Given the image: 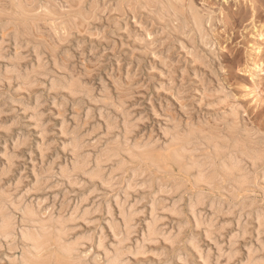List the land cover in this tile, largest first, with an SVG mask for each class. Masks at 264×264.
I'll list each match as a JSON object with an SVG mask.
<instances>
[{
    "label": "rangeland",
    "instance_id": "1",
    "mask_svg": "<svg viewBox=\"0 0 264 264\" xmlns=\"http://www.w3.org/2000/svg\"><path fill=\"white\" fill-rule=\"evenodd\" d=\"M17 1L18 0H0V47L2 46L0 48L2 49V51L0 50V53L3 52V54H0V56L3 57H0V195L1 192H3L0 197H3V195L7 196L8 193L9 196L4 198L14 204L19 205V207L21 205L19 210H17V214L16 212H12V214L14 213V217L17 219V223H15L14 226L16 230L15 233L17 234H14L20 236L18 232H20V228L22 230L24 227V224L19 221V219L22 220V214H20L19 211H21L22 207H26V205L31 207L33 206L32 209L36 215L38 214L37 216L39 219L41 218V220H43V218L45 220H49L51 218L50 215L53 216L51 218L53 220L55 217H57V215H59L58 217L64 216V219L67 216V219L70 217L74 208L80 207L78 212L79 214L76 218V220H78L76 222L74 220V223L72 222L74 226L72 224H68V228H71L68 240L70 239L72 241L76 237L79 238L83 237L84 235L92 236L90 242H87L85 245L83 242V247H81L82 245L79 246V248H81L77 253L80 255V257L82 255V257H86L88 262L93 263L95 260V263L97 264H106L104 262L107 261V259L105 258L106 255L103 253V251L111 252L113 250H111L113 244L116 245L114 239L116 240V237H119H113L114 234L111 232L109 226L110 221L114 220L115 222L117 221V223L119 222V224L121 222L119 210L117 211L118 207L115 205L114 200L118 199L117 197H119V201H122V195H124L125 192L124 190H127L128 188V186L125 187V185L134 183L135 186L132 185L133 192L128 190V192L130 191V199L128 200V204L126 206L128 208L130 204L133 205L139 201L140 204L137 202L139 205L136 204L135 210L139 213L142 209V212H140L141 214H138L142 216H136L137 218L135 217L134 219V234L130 236V241L126 244V249L132 248L131 250H133V247H135L134 243L136 245L138 243L137 240L140 241V239H142V234H144L146 230V224L150 220V217L148 218V216H150L148 213L150 212V207L148 204L150 205L153 198H157L158 200L162 199V201L165 199L166 203L163 201V204L166 205L167 210L170 208V204H172L171 201L174 202L173 199L176 198L177 200L181 198L179 207H182L179 209L182 211V214L179 215L181 218L177 219L178 215H175L176 217H174V215L169 212L172 215L171 217L169 216V213V215L167 212L165 214V212L163 213V210H161L162 212L160 213L162 214H160L158 212L160 210H158L157 214L160 215L159 220H161L160 218L164 217L162 218L161 222H158V228H160L158 231H160L162 228L163 229L161 231H166L161 233L162 236H158L163 240H159V238H157L155 240L156 242L154 241L150 244L147 243L145 248L146 251L143 254L144 256L141 255L142 257L133 255L136 257L134 258L133 256H129L128 260H130V264H166V261L167 264H204V261H206L205 255H207L206 253L208 251H210L211 255L209 259L211 261H209L208 264H247V252H249L247 249L249 248H253L255 251L258 250L257 253L259 254L258 255L255 253L256 255H253L254 261L249 264H264V247L261 248V250L263 249L262 251L258 248V246L261 244L264 246V227L261 228L262 225L264 226V223L260 225L261 221L258 219L261 218V215L262 218L264 216V204L262 203L264 202V193H262L264 192V159L262 161L263 163L260 162L256 167H252V165L249 167V161L245 163L246 165L244 166L246 167H244V169L247 172L250 171V173H252H249L250 176H253L254 174L255 181L253 180V177H251L249 183L250 185H247L246 188L242 190L243 192L239 191L236 193L237 198L231 199L228 197L231 194V192L229 193V190L232 187L231 182L227 181V184V182L221 181L218 185V187L220 186L219 188L211 187L210 189V186H204L203 189H200L199 187L197 188L193 183L195 179L194 173L192 172L191 176V172L190 174H187V172L178 164L173 163V161L171 163V160L168 159L169 149L165 148V143H170L169 140H171V136L175 134V132L182 135L186 134L187 130L189 131L191 127L192 129L195 127L196 129L194 130H202V134H206L204 136L207 137L210 135L209 138L213 137V139H211L213 141V143H211L212 145L215 144L214 140L217 136L219 140H215L216 142L223 140L228 144L235 142V140L232 139L237 138L236 141H241L243 144L245 143L246 145H243L239 142L241 145L246 146L248 150L250 149L254 151L255 149V151H257L258 149L257 152H261L262 150V153H264V74H261L259 71V69L264 71V0H189V2L188 0H182L177 3L178 6L176 5L174 10L169 11V15L164 13L160 14V9L158 7L159 5L157 6L156 3L152 4L150 0ZM138 1L140 3H138ZM16 2L18 5L21 3V7L17 6ZM39 3L42 6H40ZM188 3L189 5H187ZM36 4L38 6L35 7ZM142 4L144 5V8L146 7L145 4L152 6H147V9H144ZM191 6L194 7L191 9ZM189 10L190 12L191 10H194V13H190ZM157 11H159V13ZM210 11L211 14L209 13ZM192 13L194 14V17ZM206 13L209 14L206 15ZM158 14L160 15L158 16ZM200 14L204 16L199 18L202 16H200ZM165 17L167 21L165 20ZM168 18H170V20H168ZM162 19L164 21H162ZM206 19L208 21H206ZM159 20H161V22ZM194 20H198L199 24L201 23L200 21H202V24L199 25L200 28L196 27ZM168 21L169 23H167ZM188 24H193L195 27ZM161 26H164L163 28H167V30H164ZM172 26L174 29L177 28L178 30L175 29L173 32ZM201 26L203 28H201ZM193 28L194 30H192ZM209 28L212 29L210 30ZM199 29H201V31ZM180 30L183 32L181 31V33ZM165 31L172 33L168 34V32L166 33ZM192 32H194L195 35L192 34ZM180 34L182 36H179ZM202 34L207 35L204 36ZM184 36L185 38H183ZM199 36H201V38H199ZM188 38L194 41L193 42L190 40L193 44L190 41H187L189 40ZM20 40L22 43H20ZM201 42L203 45L200 44ZM205 43L207 44V48L205 47ZM190 48L192 53H195L192 54ZM255 49H259V52L255 51ZM5 51L6 54L4 55ZM36 55L38 59L35 57ZM35 60L40 61L36 62ZM12 65L21 68H18L19 70L17 69L16 71ZM32 66L34 67L32 68ZM11 71L12 73H15L12 74ZM42 74L45 75L42 76ZM37 75L40 78H43L40 79L37 77ZM69 76H71V79ZM32 78L36 79L34 80ZM31 79L32 81H30ZM59 80L66 81L67 83H69L71 80H77L78 82L76 81V85L80 88V90H82L78 91L77 94L81 93V95L78 94L71 96L69 93H67L68 90H66V87L54 89L50 85V83L53 84ZM29 81L30 83L28 84L27 82ZM31 83L32 85L30 86ZM82 93L85 98L82 96ZM90 95H92V98H90ZM80 99L83 102L80 101ZM37 104L40 106L39 108L36 107ZM235 106L238 109L235 110ZM116 111H118L117 114H115ZM122 116L123 119L126 118V121L120 118ZM35 117H40L41 119L39 118L35 120ZM128 118L129 120H127ZM104 121L107 123V126L111 123H118V125H114V127H112L113 129L111 128L109 131V128H107L106 124H104ZM125 122H127V124ZM63 124L64 126H62ZM176 124H178L179 127L176 126ZM125 125H128L131 127V129H133H130L129 131L131 132H128L129 134L127 135H125L126 132H124L125 130L123 127ZM185 125L187 126L185 127ZM173 126L176 127L175 131L172 130L174 129ZM118 127L119 130H117ZM170 129L172 130V133L171 131H168ZM107 130L109 132L106 133ZM115 130L120 132L118 133ZM43 131H46V134ZM113 131H115V133ZM41 132H43L44 135H42ZM163 132L165 134L168 133L166 135L168 139L166 137L164 138L165 134ZM208 132L210 134H208ZM110 133L113 135L111 136ZM120 134L122 135L119 136ZM105 135L109 136L105 137ZM115 136L118 137H116V141L114 140L116 139ZM74 137H79V139L81 137L84 138H82V140L80 139L81 147L75 152L70 146V140ZM228 137H230V140ZM24 139L25 141L27 139L28 140L25 142ZM122 139H125V141ZM128 139L130 147L137 143H139L141 146L145 143L144 145L152 147V152L154 151L153 154L155 153L154 155L161 159L160 162L156 163L159 167H157L155 162L145 164L139 161H133L131 162L132 164H126V166L129 168L128 170L125 166L123 173L115 172L116 175L115 173L111 175V171L116 167L115 160L110 162L111 164L106 162L104 163L105 165H102V171H104L102 177L105 179V175H110V177H106L105 180L107 181L113 179V181H107V183L110 184L113 182L114 185H107L106 181L102 178L94 180L88 179L89 176L87 171L90 173L89 171L94 169V162L96 157L101 153L100 150L103 151L108 146H113L116 143H119L123 146V143ZM23 142L24 144L22 145ZM20 143L22 146L19 145ZM25 143H27V145H25ZM128 143L126 142L125 144ZM17 144L18 147L16 149ZM152 145L156 147V149ZM212 145L208 147L203 145L200 147H203L206 152L209 150L207 154H205L206 152L203 149L201 152V149L199 148L198 151L200 153L196 151L197 153H194V155L192 153L191 157L194 158L197 155L195 159L201 157L199 159L202 160L205 156L209 155V153L211 154ZM39 146L42 150V154H39V151L37 150L39 149ZM158 146L163 150L161 148L159 150ZM48 147H50V149ZM46 149L47 151L45 152ZM83 151L85 152L83 153ZM87 153L88 155L90 154L89 164L92 167L88 165L84 173H78L77 176L71 172L73 177L72 175L70 176V169H72L71 165L74 163L75 156H77V154L85 156ZM40 156H43L44 158ZM10 159L12 161H10ZM162 160H165L166 162L164 161V163ZM7 162H9L8 165ZM150 164L152 166L154 165V168L151 167ZM50 165L51 168L48 170ZM110 165L114 167V169L111 168ZM9 166L12 168H9ZM58 166L61 169L64 168V166L69 169V176L71 179V183H69V185L66 179L61 176ZM137 166L138 168L140 166L142 170H138L139 172H137L139 174L137 178H134L135 176H133V173L134 169L135 171L137 170ZM7 168L11 169V172H9V169ZM3 169L4 171L2 172ZM6 169L8 170L7 172L5 171ZM131 170H133V172ZM47 172L51 175L53 173L52 177H50L51 175L47 174ZM147 172H150V176ZM5 174L8 175L5 176ZM256 174L258 175L256 176ZM147 175L149 178H147ZM82 176L84 177L81 178ZM117 176L120 179H118ZM142 176L149 179V181ZM36 177H38V179ZM39 177L44 182L48 181L47 184L43 186V184L46 182H42ZM138 177H142L141 179H144V181ZM122 178L125 181H122ZM170 178L172 180H170ZM73 179H75V184L73 183ZM147 181L152 187L151 190L150 188L147 189L150 186ZM154 182H156L155 184H157V186L153 184ZM166 182L168 183L169 187L166 185ZM37 183L40 188L38 187ZM88 183H90V185ZM98 183L102 186H104L105 183L106 187L104 188L101 185L99 186ZM172 183L174 185H177L178 183H186L185 187H182L183 189L181 188L182 191L179 190L182 196L179 195V191L178 194H171L178 185L181 186V184H178L173 188L172 186L174 185ZM119 184H122V187L121 185L119 186ZM162 184H164V187H161ZM184 184L182 186H184ZM80 186H84L81 187L82 191L80 190ZM112 186H114L113 188L116 190L113 189ZM253 186H256V188H253ZM101 187L104 189L102 190ZM109 188H111L114 193L109 191L111 190ZM161 188H164V190L171 194L168 195L170 197L173 195V197L170 198L165 191L164 194L166 193V198H164L162 195L163 192L158 191L159 189L162 190ZM93 189L96 192H93ZM187 189L188 192H185ZM248 189L249 191H247ZM118 190L119 192H117ZM209 190H211V192ZM134 191H136V193ZM176 191L177 190H175V192ZM199 191H203L205 195H209L206 196L207 200H205V206H202L204 208L198 207V209H196V211L200 210L198 212H201L202 214L201 219L203 224L199 225L200 227H197V224L193 222L194 220L190 214V211H188L189 206L186 205H189V202L191 199H193L192 196H195L193 193H199ZM81 192H83L84 195ZM158 192H160L161 195L159 194L158 196V194H156ZM144 193H146L147 196ZM219 193L222 194V196L224 195L226 198L224 196L222 197ZM225 194H227V196ZM185 195L187 197H185ZM189 195L190 197L188 198ZM167 196L170 199H168ZM82 197H87V202L78 204L80 203V198ZM104 197L107 198V201ZM140 197L142 198L141 200L139 199ZM218 197H220V200H218ZM147 198H149V200H146ZM14 201L18 202L19 204L15 203ZM133 201L135 202L133 203ZM209 201L210 203H208ZM223 201L225 202L223 203ZM113 202L114 205H110L113 204ZM242 202H244L246 205L244 206ZM76 203L79 206H77ZM108 203L111 208L113 206L111 210V214L113 216L110 214L112 217L107 214V211H105V209H107ZM215 203L218 204L220 208ZM209 204H212L211 207L213 206V208H210ZM220 204L223 205V207ZM105 205H107L106 208ZM167 205H169V207ZM227 206L230 207L227 208ZM231 206L234 207V210ZM245 208L249 212H247ZM11 209L12 208H10V210ZM86 209H90V217L88 216L84 218L85 221L83 218V221H81V219L79 220L81 216L80 213L82 214ZM228 209H232L234 214H232L233 212L230 213ZM256 210L258 212H256ZM244 211L247 214L244 215ZM251 211L253 213L256 212V214H252ZM249 213H251L254 217H250L251 214ZM257 213L261 215L259 216ZM228 214L230 215L228 216ZM247 215L249 216L248 219ZM256 215L259 217L255 218L257 217ZM239 216H242L243 218L241 217V219ZM109 217H111V219H109ZM184 217L186 218V221ZM256 219H258L259 223ZM18 221L22 224L21 226H19L20 224ZM177 221L179 223H177ZM185 222L188 225H184L186 224ZM247 222L248 224H246ZM245 224L248 227H245ZM256 224H259V226H256ZM207 225H210L211 227H208L211 229L206 227ZM179 226L184 227L182 230L185 232L182 231L180 240L176 242L177 244L174 243L175 245L173 244L171 246L172 243H170L168 240H164V238L168 236L170 231L172 238L175 237L177 235ZM73 227H75V229H73ZM242 227L244 230L248 228L245 230L248 231V233L246 232L247 235H245L246 233L242 234V231H240L243 229ZM257 228L259 229L257 230ZM260 228L263 230L260 231ZM215 229L216 231L219 229L221 230L218 231V234L220 235L216 233ZM196 230L198 231L196 232L198 234L195 233ZM208 230H211V232L215 231V234H212L214 237L205 236L207 234L205 232H208ZM257 231L260 232H258V235ZM14 234L13 237L8 238L6 242L5 240L0 241L2 246V249H0V264H12L16 259L17 263L15 261L13 264H20L21 262L23 264V261L19 260L21 259L20 254H22L23 251L20 249L23 248L20 244L21 240ZM233 234L234 236L236 234L238 238L235 236L234 240L232 237ZM241 234L245 237H242ZM188 236L191 237L188 238ZM193 238L198 240L197 245L203 257H200L199 254H194L196 250L193 248V246H190V243L188 244L187 241L191 242V239ZM101 239H105L103 242L105 246L98 249V242H100L99 240ZM12 241V244L15 243L16 245L14 244L13 246L11 243H9ZM232 241L235 243V245ZM6 243L9 244L5 245ZM128 244H131V247ZM231 244H233L232 247ZM11 246H13L12 248L14 250H10ZM14 247H17L16 251ZM50 248L51 250L53 249V252L50 250ZM50 248L48 247L50 253L48 250H45L44 254L42 253L44 259H47L46 262L51 261L50 263L53 264L55 260V262L60 260L55 264H69L66 258H63L64 256L61 253L59 254V252H55L57 250L55 246L52 245ZM177 248H179V250ZM190 248L192 251H195L192 252ZM220 248L222 249L221 253H224L221 256L217 251ZM234 249L240 255V258H238L239 256L237 255L238 257L235 256L236 258L234 257V260L232 259V261L229 260L230 262H227L226 259L227 255L230 253L229 251ZM47 252L48 258L45 256ZM51 254L52 257H50ZM53 255L55 257L56 255H59L60 257L57 256L56 259ZM170 255L173 256L171 257ZM246 255L247 258H245ZM13 256L15 257V260L13 259ZM12 259L14 261H12Z\"/></svg>",
    "mask_w": 264,
    "mask_h": 264
},
{
    "label": "bare ground",
    "instance_id": "2",
    "mask_svg": "<svg viewBox=\"0 0 264 264\" xmlns=\"http://www.w3.org/2000/svg\"><path fill=\"white\" fill-rule=\"evenodd\" d=\"M11 1H13V0H11ZM18 1H20L21 2V0H18ZM17 1V2H18ZM25 1V0H24ZM132 1V0H131ZM142 1H144V0H142ZM146 1V0H145ZM149 1V0H148ZM151 1V3L152 4H154V3H156L157 4V6L159 7V9H160V14H168L169 15V11H172V10H174L175 9V7H176V5H177V3L179 2V1H182V0H150ZM187 1V0H186ZM16 2V3H17ZM136 2V1H135ZM188 2H189V0H188ZM193 2V1H192ZM15 3V4H16ZM138 3H140L139 1H138ZM150 3V4H151ZM21 4V3H20ZM18 5V3L16 4L17 6H20L21 7V5ZM42 4V3H41ZM136 4V3H135ZM183 4V3H182ZM24 5V4H23ZM39 5H40V3H39ZM137 5V4H136ZM143 5V4H142ZM185 5H186V3H185ZM187 5H189V3L187 4ZM194 5V4H193ZM16 6V7H17ZM36 6H38L37 4L35 5V7ZM40 6H42V5H40ZM39 6V7H40ZM139 6V5H138ZM145 6L147 7H149L150 5H146L145 4ZM152 6V5H151ZM150 6V7H151ZM154 6V5H153ZM156 6V5H155ZM178 6V5H177ZM180 6H182V5H180ZM179 6V7H180ZM197 6V5H196ZM136 7V6H135ZM143 8H144V5L142 6ZM145 7V8H146ZM192 7H194V6H191V9H192ZM141 8V7H140ZM144 8V9H145ZM153 8V7H152ZM198 8H200V7H198ZM135 9V8H134ZM147 9V8H146ZM154 9H155V7H154ZM185 9H186V7H185ZM152 10V9H151ZM156 10V9H155ZM199 10H201V9H199ZM204 10V9H203ZM205 10H207V9H205ZM208 10H211V9H208ZM133 11V10H132ZM137 11V10H136ZM184 11V10H183ZM187 11V10H186ZM194 11V10H193ZM192 10H191V12H193ZM151 12V11H150ZM158 13H159V11H157ZM177 12V11H176ZM189 12H190V10H189ZM190 12V13H191ZM200 12V11H199ZM205 12V11H204ZM152 13H153V11H152ZM152 13H151V15H152ZM174 13V12H173ZM183 13V12H182ZM186 13V12H185ZM194 13V12H193ZM192 13V14H193ZM210 14H211V11L209 12ZM209 13H206V15L207 14H209ZM150 14V13H149ZM155 14V13H154ZM160 14H158V16L160 15ZM177 14V13H176ZM187 14V13H186ZM191 14V15H192ZM203 14V13H202ZM202 14H200V16L202 15ZM205 14V13H204ZM156 15V14H155ZM188 16V15H187ZM204 15H202L201 17H199V18H202ZM164 17V16H163ZM193 17H194V14H193ZM198 17V16H197ZM206 17V16H205ZM212 17V16H211ZM159 18V17H158ZM161 18H162V16H161ZM173 18V17H172ZM183 18V17H182ZM187 18V17H186ZM190 18V17H189ZM198 18V19H199ZM207 18V17H206ZM212 19V18H211ZM165 20L167 21V19H166V17H165ZM168 20H170V18H168ZM203 20V19H202ZM160 22H161V20H159ZM162 21H164L163 19H162ZM166 21H165V23H166ZM189 21H190V19H189ZM206 21H208L207 19H206ZM214 21V20H213ZM213 21H212V23H213ZM176 22V21H175ZM178 22H180V21H178ZM182 22V21H181ZM184 22V21H183ZM193 22V21H192ZM194 22H195V25H196V27H199V25H201L202 24V21H200L201 23L199 24V22H198V20H194ZM167 23H169V21L167 22ZM174 23V22H173ZM187 23V22H186ZM159 24H161V23H159ZM175 24V23H174ZM176 24H177V22H176ZM175 24V25H176ZM183 24V23H182ZM206 24V23H205ZM172 25V24H171ZM178 25V24H177ZM188 25H190V26H192L191 24H188ZM187 25V26H188ZM164 26H167V25H164ZM163 26V27H164ZM182 26V25H181ZM184 26H185V24H184ZM203 26V25H202ZM201 26V28H203ZM207 26V25H206ZM162 27V26H161ZM160 27V28H161ZM162 27V28H163ZM175 27H177V26H175ZM179 27H180V25H179ZM189 27V26H188ZM193 27H195L194 25H193ZM210 27V26H209ZM161 28V29H162ZM200 28V27H199ZM205 28V27H204ZM164 29V28H163ZM175 29H177V28H175ZM174 28H173V26H172V30H173V32H174V30H175ZM182 29V28H181ZM197 29V28H196ZM210 30L212 29V28H209ZM164 30H167V28L166 29H164ZM178 30V29H177ZM187 30V29H186ZM190 30H191V27H190ZM192 30H194V28L192 29ZM200 31H201V29H199ZM168 31H169V29H168ZM168 31H165L166 33L168 32ZM182 30H180V32H181ZM188 31H189V29H188ZM200 31H199V33H200ZM205 31V30H204ZM163 32V31H162ZM171 32V31H170ZM183 32V31H182ZM181 32V33H182ZM186 32V31H185ZM202 32H203V30H202ZM210 32V31H209ZM172 33V32H171ZM171 33H169L168 32V34H171ZM178 33V32H177ZM198 33V32H197ZM208 33V32H207ZM16 34V33H15ZM175 34V33H174ZM185 34V33H184ZM192 34H194V32H192ZM209 34V33H208ZM173 35V34H172ZM189 35H190V32H189ZM195 35V34H194ZM202 35H204V34H202ZM207 35V34H206ZM206 35H204V36H206ZM15 36V35H14ZM20 36V35H19ZM18 36V37H19ZM175 36V35H174ZM173 36V37H174ZM179 36H182L181 34L179 35ZM186 36V35H185ZM185 36L183 37V38H185ZM187 36H188V34H187ZM197 36H198V34H197ZM172 37V38H173ZM17 38V37H16ZM178 38V37H177ZM196 38V37H195ZM199 38H201V36H199ZM182 39V38H181ZM189 40H187V41H190V40H192L193 39V36H192V39H190V38H188ZM203 39V38H202ZM207 39V38H206ZM22 40V39H21ZM21 40H20V43H22L21 42ZM180 40V39H179ZM178 40V41H179ZM200 40V39H199ZM193 41V40H192ZM192 41H190L191 43H192ZM206 41H208V40H206ZM3 42V41H2ZM18 42V41H17ZM194 42V41H193ZM200 42V41H199ZM199 42H198V44H199ZM24 43V42H23ZM184 43V42H183ZM189 43V42H188ZM2 44V43H1ZM185 44V43H184ZM193 44V43H192ZM200 44H202V42L200 43ZM183 45V44H182ZM203 45V44H202ZM201 45V46H202ZM206 43H205V47H206ZM199 46V45H198ZM2 47V46H1ZM0 47V48H1ZM27 47H28V45H27ZM26 47V48H27ZM184 47V46H183ZM192 47H193V45H192ZM196 48V47H195ZM207 48V47H206ZM263 48V47H262ZM39 49V48H38ZM198 49V48H197ZM203 49V48H202ZM1 51H2V49H0ZM36 50V49H35ZM190 50H191V48H190ZM194 50V49H193ZM213 50V49H212ZM39 51V50H38ZM211 51V50H210ZM214 51V50H213ZM255 51H257V52H259V49H255ZM197 52V51H196ZM2 54H3V52H1ZM0 53V54H1ZM189 53V52H188ZM191 53H192V50H191ZM190 53V54H191ZM193 53H195V52H193ZM192 53V54H193ZM6 54V51L4 52V55ZM37 54V53H36ZM41 54V53H40ZM191 54V55H192ZM197 54V53H196ZM19 56V55H18ZM0 57H2V56H0ZM36 58H37V55L35 56ZM3 58V57H2ZM17 58V57H16ZM40 58V57H39ZM21 59V58H20ZM38 59V58H37ZM11 60V59H10ZM36 61V60H35ZM40 60H38V61H36V62H39ZM8 63V62H7ZM12 64V63H11ZM10 64V65H11ZM14 64V63H13ZM23 64V63H22ZM56 64V63H55ZM252 65V64H251ZM8 66V65H7ZM13 66V65H12ZM22 66V65H21ZM34 66H32V68H33ZM38 67V66H37ZM42 67V66H41ZM13 68H15L16 69V71H17V69L19 68V67H17V66H13ZM21 68V67H20ZM19 68V69H20ZM25 68V67H24ZM8 69V68H7ZM18 69V70H19ZM31 70V69H30ZM38 70V69H37ZM40 70V69H39ZM41 70H42V68H41ZM23 71V70H22ZM44 71H45V69H44ZM259 71H260V73L261 74H264V71L262 70V69H259ZM8 72V71H7ZM10 72V71H9ZM19 72H21V71H19ZM29 72V71H28ZM35 72V71H34ZM11 73H12V71H11ZM13 73H15V72H13ZM12 73V74H13ZM33 73V72H32ZM43 73V72H42ZM19 74H22V73H19ZM24 74H25V72H24ZM31 74V73H30ZM29 74V75H30ZM46 74V73H45ZM44 74V75H45ZM43 74H42V76H44ZM10 76V75H9ZM35 76V75H34ZM33 76V77H34ZM51 76V75H50ZM64 76V75H63ZM12 77V76H11ZM19 77V76H18ZM37 77H39L38 75H37ZM46 77V76H45ZM44 77V78H45ZM58 77V76H57ZM56 77V78H57ZM2 78V77H1ZM14 78V77H13ZM40 78V77H39ZM43 78V77H42ZM42 78H40V79H42ZM58 78H60V77H58ZM62 78V77H61ZM65 78V77H64ZM64 78H63V80H64ZM69 78L71 79V76H69ZM73 78V77H72ZM9 79V78H8ZM12 79V78H11ZM19 79V78H18ZM21 79H22V77H21ZM32 79H34V78H32ZM32 79L30 80V81H32ZM36 79V78H35ZM34 79V80H35ZM68 79V78H67ZM75 79V78H74ZM17 80V79H16ZM20 80V79H19ZM29 80V79H28ZM27 80V81H28ZM57 80V79H56ZM11 81H13V80H11ZM30 81L29 82H27L28 84L30 83ZM55 81V80H54ZM70 81V80H69ZM77 81V80H76ZM76 81L75 80H71L69 83H67L66 81H61V80H59L58 82H54L53 84H51L50 83V85L54 88V89H56V88H61V87H66L67 89L66 90H68L67 91V93H69L71 96H73V95H78V94H80L81 95V93H78L77 94V92L78 91H82V90H80V88L76 85ZM80 81V80H79ZM36 82V81H35ZM50 82H51V80H50ZM78 82V81H77ZM20 83V82H19ZM26 83V84H27ZM34 83V82H33ZM11 84V83H10ZM22 84V83H21ZM32 85V83L30 84V86ZM20 86V85H19ZM28 86V85H27ZM26 86V87H27ZM29 87V86H28ZM81 87H84V86H81ZM23 88V87H22ZM62 89H64V88H62ZM49 90H51V89H49ZM58 90V89H57ZM61 90V89H60ZM88 90V89H87ZM91 90V89H90ZM64 92H65V90H64ZM86 92V91H85ZM84 92V93H85ZM55 93V92H54ZM61 93V92H60ZM9 94V93H8ZM91 94V93H90ZM79 95V96H80ZM85 95V94H84ZM58 96V95H57ZM64 96H66V95H64ZM63 96V97H64ZM70 96V97H71ZM82 96H83V93H82ZM91 97L90 98H92V95H90ZM7 97H10V96H7ZM69 97V96H68ZM75 97H77V96H75ZM84 97V96H83ZM86 97H88V96H86ZM79 98V97H78ZM85 98V97H84ZM11 99V98H10ZM21 99V98H20ZM230 99V98H229ZM8 101L10 102V100L8 99ZM11 101H12V99H11ZM80 101H82L81 99H80ZM86 101V100H85ZM84 101V102H85ZM88 101V100H87ZM93 101V100H92ZM83 102V101H82ZM37 103V102H36ZM36 105V104H35ZM35 107V106H34ZM36 107H40L38 104H37V106ZM36 107H35V109H36ZM102 107V106H101ZM108 107V106H107ZM114 107V106H113ZM113 107H111V108H113ZM105 108V107H104ZM233 109V108H232ZM236 109H238V108H236V106H235V110ZM115 111V110H114ZM232 111H234V110H232ZM34 112V111H33ZM37 112V111H36ZM117 112L118 111H116V113L115 114H117ZM121 112V111H120ZM32 114V113H31ZM37 114V113H36ZM88 114H89V112H88ZM40 115V114H39ZM42 115V114H41ZM113 115V114H112ZM33 116V115H32ZM101 116V115H100ZM114 116V115H113ZM125 116V115H124ZM128 116V115H127ZM43 117V116H42ZM101 117H103V116H101ZM108 117V116H107ZM110 117V116H109ZM129 117V116H128ZM36 119L35 120H37V119H39V118H37V117H35ZM105 118V117H104ZM120 118H122V120H124V121H126L125 119H123V116L122 117H120ZM119 118V119H120ZM34 119V118H33ZM41 119V118H40ZM106 119H108V118H106ZM115 119H118V118H115ZM127 120H129V118L127 119ZM34 121V120H33ZM118 121V120H117ZM121 121V120H120ZM38 122H39V120H38ZM37 122V123H38ZM112 122V121H111ZM123 122V121H122ZM122 122H120V123H122ZM36 123V122H35ZM110 123V122H109ZM126 124H127V122H125ZM129 123V122H128ZM65 124V123H64ZM64 124L62 125V126H64ZM104 124H106V126H107V123H105V121H104ZM117 125H118V123H116ZM115 123H111V124H109L108 126H107V128H109L108 130L110 131L111 130V128L112 127H114V125H116ZM173 124V123H172ZM42 125V124H41ZM129 125V124H128ZM128 125H125V126H123L124 127V132H126L125 133V135H127V134H129L131 131H129L130 129H131V127L130 126H128ZM131 125V124H130ZM173 125H175V124H173ZM180 125V124H179ZM190 125V124H189ZM188 125V126H189ZM192 125V124H191ZM122 126V125H121ZM176 126H178V124H176ZM181 126V125H180ZM187 125H185V127H186ZM193 126V125H192ZM41 127H43V126H41ZM66 127V126H65ZM172 127V126H171ZM174 127V126H173ZM179 127V126H178ZM106 128V127H105ZM175 128L176 127H174V129H172V130H174L175 131ZM36 129H37V127H36ZM41 129H44V128H41ZM66 129V128H65ZM113 129V128H112ZM115 129H116V127H115ZM122 129V128H121ZM166 129H168V128H166ZM168 130V131H171V133H172V130ZM177 129H179V128H177ZM176 129V130H177ZM186 129V128H185ZM189 129V128H188ZM194 129H196L195 127H194ZM194 129H192V127H191V129L188 131L187 130V132H186V130H185V132H186V134H182V135H180V134H178L177 132H175V134H173L172 136H171V140H169L170 141V143L168 142V144H166L165 143V148L166 149H169V158L168 159H170L171 160V163H172V161H173V163H176V164H178L180 167H182V169H184L186 172H187V174L189 173L190 174V172H191V176H192V172L194 173V175H195V179H194V185L198 188H200V189H203L204 188V186H210L209 188L211 189V187H218V185H219V182H221V181H225V182H231V184H232V187H231V189L229 190V193L231 192V194L228 196L229 198H231V199H235V198H237V195H236V193H238L239 191H242V190H244L245 188H246V186L247 185H250L249 183H250V178L251 177H253V180L255 179L254 178V174H253V176H250V174H252V173H250V171L249 172H247L245 169H244V167H246V166H244V165H246L245 163L247 162V161H249L250 163H249V167L252 165V167H256L260 162H262L263 161V159H264V153H262V150H261V152H257L258 151V149H257V151H255V149H254V151L253 150H248V148L246 147V146H243V145H246L245 143L243 144V142H241V141H239L241 144H243V145H241L239 142H237L236 141V139H232V140H235V142H231V141H229V142H231V144H228V143H226V141H223V140H220V141H215V140H217L218 138V136L216 137V139L214 140V142H215V144H211V143H213V141L211 140V139H213V137L212 138H209V136H204V135H206V134H202V130H194ZM202 129V128H201ZM40 130V129H39ZM46 130V129H45ZM63 130V129H62ZM61 130V131H62ZM106 131V133L107 132H109V131ZM117 130H119V127H118V129ZM117 130H115L116 132H120V131H117ZM131 130H133V129H131ZM181 130V129H180ZM41 131V130H40ZM67 131V130H66ZM115 131H113L114 133H115ZM179 131V130H178ZM202 131V132H201ZM205 131V130H204ZM44 133L46 132V131H43ZM43 132H41L42 133V135H44L43 134ZM123 132V133H124ZM129 132V133H128ZM165 132V131H164ZM163 132V133H164ZM180 132H183V131H180ZM62 133V132H61ZM63 133H66V132H63ZM112 133V132H111ZM111 133H110V135H111ZM122 133V132H121ZM167 133V132H166ZM170 133V132H169ZM170 133V134H171ZM46 134V133H45ZM165 134V133H164ZM163 134V135H164ZM168 134V133H167ZM167 134H165V136H164V138L166 137V135ZM208 134H210L209 132H208ZM207 134V135H208ZM72 135V134H71ZM75 135V134H74ZM77 135H79V134H77ZM76 135V136H77ZM113 135V134H112ZM111 135V136H112ZM122 134H120L119 136H121ZM131 135V134H130ZM130 135H128V136H130ZM211 135H214V134H211ZM47 136V135H46ZM108 137L109 135H105V137ZM124 136V135H123ZM42 137V136H41ZM40 137V138H41ZM43 137H45V136H43ZM72 137V136H71ZM117 136H115V138H116ZM127 137V136H126ZM232 137V136H231ZM46 138V137H45ZM44 138V139H45ZM82 138L83 137H81L80 139L82 140ZM118 138V137H117ZM117 138L116 139H114L115 141L117 140ZM122 138H125V137H122ZM131 138V137H130ZM167 138V137H166ZM230 137H228V139H229ZM235 138V137H234ZM79 139V137L78 138H76V137H74V138H72L70 141V146L72 147V149L74 150V152L75 151H78V149L81 147V140ZM84 139V138H83ZM168 139V138H167ZM221 139V138H220ZM222 139H224V138H222ZM18 140V139H17ZM28 140V139H27ZM26 140V141H27ZM42 140H43V138H42ZM119 140V139H118ZM123 140V139H122ZM121 140V141H122ZM219 140V139H218ZM225 140V139H224ZM230 140V139H229ZM19 141H21V140H19ZM24 141H25V139H24ZM25 141V142H26ZM41 141V140H40ZM120 141V140H119ZM118 141V142H119ZM123 141H125V139L123 140ZM128 141H129V139L126 141L127 143H128ZM18 142V141H17ZM44 142H45V140H44ZM84 142V141H83ZM126 142H124L123 143V146L121 145V144H119V143H116V144H114L113 146H108L105 150H100L101 151V153L96 157V155H95V157H96V159H95V162H94V169L92 170V171H89L90 173H88V171H87V174H88V176H89V178L88 179H90V180H94V179H100V178H102L103 180H105L106 179V177L108 178V177H110V175L109 176H107V175H105L104 177H105V179L102 177L103 176V172L104 171H102V165H105L104 163H110V162H113V161H115V163H116V167H115V169H114V167H112L111 165V168H113L114 170H112L111 171V175H113V173H115V172H117V173H119V172H121V173H123L124 172V170H125V166H126V164L127 163H131V162H133V161H139V162H141V163H153V162H155V164L156 163H158V162H160L161 161V159L159 158V157H156L154 154H153V152H152V147H149L148 145H139V143H137V144H135V145H132L131 147L129 146V143L128 144H125ZM147 142V141H146ZM152 142V141H151ZM112 143V142H111ZM134 143H136V142H134ZM143 143V142H142ZM157 143V142H156ZM246 143H248V142H246ZM24 144V142L22 143V145ZM43 144H45V143H43ZM43 144H40V145H43ZM125 144V145H124ZM133 144V143H132ZM16 145V144H15ZM19 145H21V143L19 144ZM21 145V146H22ZM25 145H27V143H25ZM69 145V144H68ZM67 145V146H68ZM131 145V144H130ZM159 145V144H158ZM206 146V147H208V146H211L212 145V152H211V154L209 153V155H207V156H205L202 160L201 159H199V158H201V157H199L198 159L196 158L195 159V157L197 156H195L194 158L193 157H191V154L193 153V155H194V153L196 154L197 152L196 151H198L199 150V148L201 147V146ZM47 146H49V145H47ZM153 146V145H152ZM161 146H163V145H161ZM17 147H18V144H17V146H16V149H17ZM70 147V148H71ZM111 147V148H110ZM154 147V146H153ZM247 149H246V148ZM15 148V147H14ZM41 148H43V147H41ZM47 148V147H46ZM49 149H50V147H48ZM67 148V147H66ZM86 148V147H85ZM155 149H156V147H154ZM158 148H159V146H158ZM161 148V147H160ZM160 148H159V150H160ZM250 148H251V146H250ZM254 148V147H253ZM39 149H40V146H39ZM37 149L38 151H39V154L41 153L42 154V150L40 149ZM69 149V148H68ZM82 149V148H81ZM80 149V150H81ZM103 149V148H102ZM162 149V148H161ZM201 149V152H202V149H203V147L202 148H200ZM208 149H210V148H208ZM71 150V149H70ZM79 150V151H80ZM93 150V149H92ZM96 150V149H95ZM163 150V149H162ZM204 151H205V149H203ZM47 151V149L45 150V152ZM158 151V150H157ZM209 150H207V152H208ZM44 152V153H45ZM80 152H82V151H80ZM85 151H83V153H84ZM199 152V151H198ZM206 152V151H205ZM207 152L205 153V154H207ZM263 152H264V149H263ZM77 153V152H76ZM82 153V154H83ZM200 153V152H199ZM46 154V153H45ZM75 154V153H74ZM81 154V153H80ZM98 154V153H97ZM157 154V153H156ZM203 154H204V152H203ZM84 155V154H83ZM83 155H79V154H77V156H75V160H74V163L71 165V167H72V169H70V176L72 175V174H78V173H84V171L86 170V168L88 167V165H90L89 163H90V154L88 155V153H87V155L85 154V156H83ZM199 155V154H198ZM72 156H73V154H72ZM159 156H161V155H159ZM201 156H202V153H201ZM40 157H43V156H40ZM74 157V156H73ZM94 157V156H93ZM13 158V157H12ZM11 158V159H12ZM44 158V157H43ZM42 158V159H43ZM163 158V157H162ZM10 159V161H12ZM14 159V158H13ZM73 159V158H72ZM8 161H9V159H8ZM94 161V160H93ZM165 161V160H164ZM163 160H162V162H164ZM168 161V160H167ZM73 162V161H72ZM166 162V161H165ZM164 162V163H165ZM170 162V161H169ZM13 163V162H12ZM12 163H11V166H12ZM114 163V164H115ZM163 163V164H164ZM263 163V162H262ZM9 164V162H7V165ZM111 164V163H110ZM132 164V163H131ZM107 165H109V164H107ZM106 165V166H107ZM113 165V164H112ZM141 165V164H140ZM151 165V164H150ZM149 165V166H150ZM157 165V164H156ZM11 166H9V168L11 167ZM53 166V165H52ZM91 166V165H90ZM105 166V167H106ZM129 166V165H128ZM154 166V165H153ZM152 165H151V167H153ZM92 167V166H91ZM109 167V166H108ZM127 167V166H126ZM156 167V166H155ZM157 167H159L158 165H157ZM156 167V168H157ZM9 168H7V169H9ZM12 168V167H11ZM49 168V169H48ZM47 169L48 170H50V168H51V165H50V167H48ZM53 168V167H52ZM90 168V167H89ZM135 168V167H134ZM154 168V167H153ZM258 168V167H257ZM5 170L6 172L8 171V170ZM58 169H60V174H61V176L63 177V178H65L66 179V181H67V183H68V185H69V183H71V179H70V176H69V169L68 168H66V166H64V168H59V166H58ZM92 169V168H91ZM129 168L127 167V170H128ZM132 169V168H131ZM137 170L135 171V169H134V173H133V176H135L134 178H137V176H138V172L139 171H141L142 169L140 168V166H139V168H138V166H137V168H136ZM165 169V168H164ZM181 169V168H180ZM251 169V168H250ZM108 170V169H107ZM139 170V171H138ZM157 170V169H156ZM156 170H155V172H156ZM252 170V169H251ZM255 170V169H254ZM4 171V169L2 170V172ZM46 171V170H45ZM109 171H110V169H109ZM132 172H133V170H131ZM138 171V172H137ZM9 172H11V169H9ZM42 172V171H41ZM49 172V171H48ZM47 172V174H50V173H48ZM51 172V171H50ZM53 172V171H52ZM71 172H72V174H71ZM146 172V171H145ZM159 172V171H158ZM157 172V173H158ZM260 172V171H259ZM258 172V173H259ZM43 173V172H42ZM144 173V172H143ZM148 173V172H147ZM150 173V172H149ZM148 173V174H149ZM152 173V172H151ZM250 173V174H249ZM45 174H46V172H45ZM45 174H42V175H45ZM56 174V173H55ZM105 174V173H104ZM109 174H110V172H109ZM126 174V173H125ZM146 174V173H145ZM166 174V173H165ZM173 174V173H172ZM2 175V174H1ZM4 175V174H3ZM6 175H8V174H5V176ZM51 175V174H50ZM52 175H53V173H52ZM52 175L50 176V177H52ZM80 175H82V174H80ZM84 175V174H83ZM115 175H116V173H115ZM114 175V176H115ZM131 175V174H130ZM144 175V174H143ZM157 175V174H156ZM176 175V174H175ZM258 174H256V176H257ZM263 175V174H262ZM49 176V175H48ZM78 176V175H77ZM120 176V175H119ZM149 176H150V174H149ZM149 176L147 175V178H149ZM42 177V176H41ZM47 177V176H46ZM72 177H73V175H72ZM84 176H82L81 178H83ZM87 177V176H86ZM118 177V176H117ZM117 177H116V179H117ZM132 177V176H131ZM142 177H144V176H142ZM142 177H138V178H142ZM151 177H152V175H151ZM264 177V176H263ZM262 177V178H263ZM37 179H38V177H36ZM40 178V177H39ZM43 178V177H42ZM59 178V177H58ZM77 178V177H76ZM79 178V177H78ZM129 178V177H128ZM145 179H147L146 177H144ZM167 178V177H166ZM259 178H260V176H259ZM1 179V178H0ZM36 179V180H37ZM51 179V178H50ZM64 179V180H65ZM87 179V180H88ZM110 179V178H109ZM115 179V178H114ZM118 179H120L119 177H118ZM123 179V178H122ZM132 179V178H131ZM130 179V180H131ZM160 179H161V177H160ZM159 179V180H160ZM187 179V178H186ZM40 180H41V178H40ZM39 180V181H40ZM47 180V179H46ZM74 180V181H73ZM72 181H73V183L75 184V179H73ZM79 180H81V179H79ZM89 180V181H90ZM112 181H113V179H111ZM111 180H107L108 182L109 181H111ZM130 180H129V182H130ZM133 180H137V179H133ZM142 181H144V179H141ZM148 181H149V179H147ZM151 180V179H150ZM163 180V179H162ZM170 180H172L171 178H170ZM175 180V179H174ZM182 180V179H181ZM183 180H185V179H183ZM258 180V179H257ZM39 181H38V183H39ZM42 182H44L43 180H41ZM41 181H40V183H41ZM98 181H100V180H98ZM106 181V180H105ZM104 181V182H105ZM107 181H106V184L108 185L109 183H107ZM115 181V180H114ZM118 181V180H117ZM116 181V182H117ZM121 181V180H120ZM122 181H125L124 179L122 180ZM139 181V180H138ZM141 181V182H142ZM147 181V183H149ZM158 181V180H157ZM165 181V180H164ZM163 181V182H164ZM177 181V180H176ZM180 181V180H179ZM186 181V180H185ZM184 181V182H185ZM193 181V180H192ZM255 181V180H254ZM46 182V181H45ZM44 182V183H45ZM48 182V181H47ZM47 182L45 183V184H43V186L44 185H46L47 184ZM96 182H97V180H96ZM101 182V181H100ZM126 182H128V181H126ZM125 182V183H126ZM133 182V181H132ZM131 182V183H132ZM151 182V181H150ZM168 182H170V181H168ZM172 182V181H171ZM174 182V181H173ZM189 182V181H188ZM228 182H227V184H228ZM259 182V181H258ZM263 182H264V180H263ZM1 183V182H0ZM38 183H37V185H38ZM123 183V182H122ZM144 183V182H143ZM146 183V184H147ZM156 182H154L153 184H155ZM167 183V182H166ZM174 183H176V182H174ZM36 184V183H35ZM89 185H90V183H88ZM91 184H92V182H91ZM103 184V183H102ZM105 183H104V186H102L101 184H99L98 183V185L100 186H102V187H106L105 185H106ZM110 184H113V182L112 183H110ZM109 184V185H110ZM142 184V183H141ZM145 184V183H144ZM173 184V183H172ZM178 184H181V186L180 185H178ZM177 185H174V186H172L173 188L174 187H176L175 188V190H177L176 192H175V190L171 193V194H175V193H177L178 194V191L179 190H181V188L183 187H185V184L184 183H178ZM184 184V186H182ZM226 184V183H225ZM226 184V185H227ZM231 184H230V186H231ZM72 185V184H71ZM114 185V184H113ZM121 185V187H122V184H119V186ZM132 185H134V183H132V184H126L125 185V187H127L128 186V188H127V190H124L125 192H124V195H122L123 196V200L122 201H119V197H117L118 199H115L114 200V202H115V205L118 207V209H117V211L119 210V214H120V224H119V222L117 223V221L115 222L114 220H111L110 221V230H111V232H113V237L115 236H119V237H116V240L114 239V241L116 242V245H114L113 244V247L111 248V252L110 251H103V253L106 255L105 256V258L107 259V261H105L104 263H106V264H130V260H128L129 259V256L131 257V256H137V257H139V256H144L143 254L145 253V248H146V244L148 243V244H150V243H152V242H154L157 238H159L158 236H162V234L161 233H164V232H166L165 230H164V232L163 231H158V229H160V228H158V222H161V220H162V218H164V217H162V218H160L161 220H159V216L160 215H158L157 213L159 212H162L161 210H163V213L165 212V214H166V212H167V214L170 212L172 215H174V217H176L175 215H178L177 216V219H180L181 217L179 216V215H181L182 214V211L179 209V208H181V207H179V202H181L180 200H181V198H179L178 196V198L179 199H177L176 200V198L175 199H173L174 200V202L173 201H171V203L172 204H170V208L167 210L166 209V205H164L163 204V201L165 202L166 200L164 199L163 201H162V199L161 200H158L157 198H153L152 199V202L150 203V205L148 204V206L150 207L149 209V211L150 212H148L149 213V215L150 216H148V218L150 217V220H149V222L146 224V230H145V232H144V234H142L143 236L141 237L142 239H140V241L139 240H137L138 241V243L135 245V243H134V246L135 247H133L134 249L133 250H131V249H126V244L127 243H129V241H130V236L132 235V234H134V228H133V222H134V219H135V217L136 216H142V215H138V214H141L140 212H142V209H141V211L138 213L136 210H135V207H136V204H138L139 203V201H137V200H135V201H137L136 202V204H133V205H131L130 204V206H128V208H127V202H128V200L130 199V195H129V192H128V190H131V192H133L132 190ZM149 185H150V183H149ZM156 186H157V184H155ZM158 185H160V184H158ZM164 184H162V186L161 187H164L163 186ZM167 186H168V183L166 184ZM252 185V184H251ZM40 186H42V185H40ZM73 186V185H72ZM77 186V185H76ZM92 186V185H91ZM135 186V185H134ZM148 186V185H147ZM38 187H39V185H38ZM74 187H75V185H74ZM81 187H84V186H80V188ZM102 187H101V189H102ZM108 187V186H107ZM114 186H112V188H113ZM118 187V186H117ZM124 187V188H125ZM169 187V186H168ZM167 187V188H168ZM191 187V186H190ZM192 187H193V185H192ZM195 187V188H196ZM220 187V186H219ZM218 187V188H219ZM223 187V186H222ZM221 187V188H222ZM225 187V186H224ZM228 187V186H227ZM256 188V186H253V188ZM40 188V187H39ZM79 188V189H80ZM103 188V189H104ZM136 188V187H135ZM146 188V187H145ZM150 188V190L152 189V187H151V185L147 188V189H149ZM157 188V187H156ZM156 188H154V189H156ZM166 188V189H167ZM182 188V189H183ZM194 188V187H193ZM73 189V188H72ZM84 189V188H83ZM92 189V188H91ZM94 189H95V186H94ZM93 189V192L95 191ZM102 189V190H103ZM108 189V188H107ZM109 189H111V188H109ZM113 189H115V188H113ZM162 190H158V191H160V192H163L162 193V195L164 196V198H166L165 197V194L167 193V195L168 194H170V193H168L166 190H164V188H161ZM81 191H82V188L80 189ZM86 190V189H85ZM84 190V191H85ZM106 190V189H105ZM116 190V189H115ZM121 190V189H120ZM122 190V191H123ZM164 190V191H163ZM169 190H170V188H169ZM186 190V189H185ZM222 190V189H221ZM92 191V190H91ZM109 191H112V189L111 190H109ZM144 191H148V190H144ZM155 191V190H154ZM166 191V193L164 194V192ZM182 191V190H181ZM198 191V190H197ZM210 192H211V190H209ZM247 191H249V189L247 190ZM263 191H264V189H263ZM96 192V191H95ZM113 192V191H112ZM117 192H119V190L117 191ZM116 192V193H117ZM135 193H136V191H134ZM160 192H158V193H156V194H158V196H159V194H160ZM184 192V191H183ZM183 192H182V194H183ZM185 192H188V189H187V191H185ZM184 192V193H185ZM192 192V191H191ZM194 192V191H193ZM210 192H208V193H210ZM227 192V191H226ZM243 192V191H242ZM245 192H246V190H245ZM259 192V191H258ZM81 193H83V192H81ZM86 193V192H85ZM91 193V192H90ZM114 193V192H113ZM147 193V192H146ZM146 193H144L145 195H146ZM151 193H152V191H151ZM154 193V192H153ZM179 195H181V192L179 191ZM196 193H197V195H196ZM196 193H193V194H195V196L193 197L192 196V198L193 199H191V201L189 202V205H186V206H189V210L188 211H190V214H191V216H192V218H193V222H195L196 224H197V227H200L199 225H201L202 224V214H201V212H198V211H200V210H198V211H196V209H198V207L200 208V207H202L204 204H205V200H207L206 199V196H208L207 194L205 195L204 194V192L203 191H199V193L198 192H196ZM228 193V194H229ZM248 193V192H247ZM260 193V192H259ZM262 193H264V192H262ZM3 194V192H1V195ZM5 194V193H4ZM94 194V193H93ZM119 194V193H118ZM170 194V195H171ZM176 194V195H177ZM220 194V193H219ZM0 195V196H1ZM11 195V194H10ZM83 195H84V193H83ZM82 195V196H83ZM90 195H92V194H90ZM89 195V196H90ZM149 195V194H148ZM161 195V194H160ZM187 195V194H186ZM185 195V197H187ZM192 195V194H191ZM221 196H222V194H220ZM226 196H227V194H225ZM7 196H9L8 195V193H7ZM7 196H5V195H3V197H0V239H2V240H0V241H3V240H5V242H6V240H8V238H10V237H13V234L16 232V230H15V223H17L16 222V217H14V213L16 212V214H17V210H19V208L21 207V205H20V207H19V205H17V204H14V203H12L11 201H8L6 198H4V197H7ZM141 196V195H140ZM143 196V195H142ZM147 196V195H146ZM151 196H153V195H151ZM169 196V195H168ZM167 196V197H168ZM182 196V195H181ZM211 196H212V194H211ZM218 196V195H217ZM220 196V197H221ZM224 196V195H223ZM222 196V197H223ZM11 197H12V195H11ZM88 197V196H87ZM87 197H82V198H80V203H78V204H82L83 202H87L86 200H87ZM106 197V196H105ZM104 197V198H105ZM145 197V196H144ZM143 197V198H144ZM149 197V196H148ZM170 197V196H169ZM168 197V199H170V198H172L173 197V195H172V197H170L169 198ZM176 197V196H175ZM190 197V195L188 196V198ZM220 197H218V200H220L219 198ZM225 197V196H224ZM241 197H243V196H241ZM108 198H109V196H108ZM187 198V199H188ZM208 198V197H207ZM210 198V197H209ZM214 198V197H213ZM212 198V199H213ZM226 198V197H225ZM225 198H224V200H225ZM264 198V197H263ZM262 198V199H263ZM9 199V198H8ZM106 199V201H107V198H105ZM110 199V198H109ZM140 200L142 199L141 197L139 198ZM184 199V198H183ZM211 199V198H210ZM228 199V198H227ZM239 199V198H238ZM237 199V200H238ZM241 199V198H240ZM244 199H245V197H244ZM9 200H11V199H9ZM13 200V199H12ZM132 200H133V198H132ZM146 200H149V198H147ZM185 200V199H184ZM209 200V199H208ZM213 200H215V199H213ZM264 200V199H263ZM20 201V200H19ZM23 201V200H22ZM21 201V202H22ZM109 201V200H108ZM135 201H133V203L135 202ZM144 201H145V199H144ZM187 201V200H186ZM188 201H189V199H188ZM210 201H212V200H210ZM210 201L208 202V203H210ZM227 201V200H226ZM230 201V200H229ZM232 201V200H231ZM233 201H235V200H233ZM15 203H18V202H16V201H14ZM105 202V201H104ZM114 202H113V204H110V205H114ZM217 202V201H216ZM221 202V201H220ZM225 201H223V203H224ZM228 202V201H227ZM244 202H245V200H244ZM244 202H242V204H244ZM145 203H146V201H145ZM166 203V202H165ZM230 203V202H229ZM235 203H238V202H235ZM263 204H264V202H262ZM19 204V203H18ZM21 204V203H20ZM77 204V203H76ZM77 204V206H79ZM140 204V203H139ZM138 204V205H139ZM144 204V203H143ZM181 204V203H180ZM207 204V203H206ZM216 204V203H215ZM228 204V203H227ZM15 205H17V206H15ZM26 205V204H25ZM31 205H32V203H31ZM100 205H102V204H100ZM109 205V203H108V206L107 205H105V208H106V206H107V209H105V211H107L108 213L107 214H111V210H112V208H113V206H112V208H111V206ZM137 205V206H138ZM146 205V204H145ZM185 205V204H184ZM210 205V204H209ZM212 205V204H211ZM211 205H210V208H213V206L211 207ZM214 205V204H213ZM217 206H218V204H216ZM221 205V204H220ZM229 205V204H228ZM231 205H232V203H231ZM238 205H240V204H238ZM246 204H244V206H245ZM11 206V207H10ZM115 206V207H116ZM168 207H169V205H167ZM205 206V205H204ZM222 207H223V205H221ZM233 206V205H232ZM231 206V207H232ZM241 206V205H240ZM251 206H252V204H251ZM250 206V207H251ZM69 207V206H68ZM68 207H66V208H68ZM75 207V206H74ZM73 207V208H74ZM219 207V206H218ZM228 207H230V206H227V208ZM236 207V206H235ZM247 207V206H246ZM254 207V206H253ZM258 207V206H257ZM10 208H12L11 210H10ZM24 208V209H23ZM33 208V206L31 207V206H27L26 205V207L24 206V207H22V209H23V211H22V209H21V211H19V213L20 214H22L21 216H22V220H20L19 219V221L20 222H22L24 225V227L22 228V230H21V228H20V232H18L19 234H20V236H17V235H15V234H17V233H15L14 235L15 236H17V237H19L20 238V244L22 245L21 247H23V248H20V249H22L23 251H22V254H20L21 255V257H20V255H19V257L21 258V259H19L18 257V259L19 260H21V261H23V264H45V263H49V264H51L50 262H46V258L44 259V256L42 255V253L44 254V251L45 250H48L49 251V249H48V247L50 248L52 245L53 246H55L56 247V251L55 252H59V254L61 253L64 257L63 258H66V260L68 261V263L69 264H97V263H95V260L93 261V259H92V261H93V263H91V262H88L87 261V259H86V257H80V255L77 253L78 252V250L81 248V247H83V242H84V245L85 244H87V242H90V240H91V237L92 236H90V235H84L83 237H76V236H74V237H76L74 240H68V236L70 235L69 234V232H70V229L71 228H68V224L70 225V224H72L73 225V223H74V220H75V222L78 220H76V218H77V215L79 214L78 212H79V208L78 207H76V208H74V210H73V212L71 213V215H70V217L69 218H67L66 219V217H65V219H64V216L63 217H58L59 215H57V217H55L54 218V220L53 219H51L53 216L52 215H50L51 216V218L48 220H45L44 218H43V220H41V218L39 219L38 218V214L36 215V213L34 212V210L32 209ZM103 208V207H102ZM186 208V207H185ZM202 208H204V207H202ZM201 208V209H202ZM220 208V207H219ZM233 208V210H234V207H232ZM239 208V207H238ZM252 208V207H251ZM188 209V208H187ZM240 209V208H239ZM238 209V210H239ZM246 209V208H245ZM14 210V211H13ZM92 210V209H91ZM96 210V209H95ZM99 210V209H98ZM144 210V209H143ZM158 210H160V211H158ZM164 210H166V211H164ZM231 210V211H230ZM228 209V211L231 213V212H233L232 214H234V211H232V209ZM244 210V209H243ZM248 210H250V209H248ZM252 210V209H251ZM255 210V209H254ZM253 210V211H254ZM261 210V209H260ZM36 211V210H35ZM80 211H82V210H80ZM146 211V210H145ZM158 211V212H157ZM202 211V210H201ZM236 211H237V208H236ZM246 211H247V209H246ZM12 212H14L13 214H12ZM22 212V213H21ZM66 212V211H65ZM137 214H136V213ZM199 214H198V213ZM243 212V211H242ZM245 212V211H244ZM247 212H249V211H247ZM256 212H258L257 210H256ZM256 212L255 213H253L252 211H251V213L252 214H256ZM37 213H38V211H37ZM69 213V214H70ZM93 213V212H92ZM97 213V212H96ZM113 213V212H112ZM169 213V214H170ZM237 213V212H236ZM240 213H241V211H240ZM240 213H239V215H240ZM251 213H249V214H251ZM261 213H263V212H261ZM61 214V213H60ZM62 214H63V212H62ZM61 214V215H62ZM68 214V215H69ZM94 214V213H93ZM160 214H162V213H160ZM164 214V215H165ZM168 214V215H169ZM169 215V216H171L172 217V215ZM188 214V213H187ZM189 214V215H190ZM231 214V215H232ZM243 214V213H242ZM245 214H247L246 212L244 213V215ZM252 214L250 215V217L252 216ZM259 213H257V215H258ZM40 215V214H39ZM80 218H79V220L81 219V221H83L84 220V218H86V217H90V209H86V210H84L83 211V213L81 214L80 213ZM112 215V214H111ZM110 215V216H111ZM230 214H228V216H229ZM256 215V216H257ZM261 214H259V216H260ZM20 216V215H19ZM20 216V217H21ZM113 216V215H112ZM111 216V217H112ZM168 216V217H169ZM183 216V215H182ZM238 216V215H237ZM259 216H257V217H255V218H258ZM20 217H18V218H20ZM111 217H109V219H111ZM240 217V216H239ZM242 217V216H241ZM240 217V218H241ZM244 217H246V216H244ZM248 215H247V219H248ZM252 217H254V216H252ZM261 218H258L260 221H261V224L260 225H262V223H264V216H263V218H262V215L260 216ZM46 218H48V217H46ZM82 218H83V220H82ZM137 218V217H136ZM185 218V217H184ZM243 218V217H242ZM241 218V219H242ZM113 219V218H112ZM246 219V218H245ZM250 219V218H249ZM254 219V218H253ZM258 219H256L257 220V222L259 223V221H258ZM140 220V219H139ZM192 220V219H191ZM255 220V221H256ZM19 221H18V223H19ZM85 221V220H84ZM164 221V220H163ZM185 221H186V218H185ZM73 222V223H72ZM184 222V221H183ZM183 222H180V223H183ZM192 222V221H191ZM205 222V221H204ZM135 223V222H134ZM177 223H179L178 221H177ZM186 223V222H185ZM237 223H239V222H237ZM250 223H251V221H250ZM253 223V222H252ZM20 224V225H19ZM18 225L19 226H21L22 224L21 223H19ZM212 224V223H211ZM240 224V223H239ZM246 224H248V222L246 223ZM245 224V227H248L247 225ZM17 225V224H16ZM179 225V224H178ZM183 225V224H182ZM184 225H188L187 223L186 224H184ZM203 225V224H202ZM259 226V224H256V226ZM18 226V227H19ZM74 226V225H73ZM180 226H181V224H180ZM179 226V228H178V231H177V235L175 236V237H173L172 238V235H171V231L168 233V236L167 237H165L164 238V240H168L170 243H172L171 244V246L174 244V243H176V242H178L179 240H180V235H181V232L183 231L182 229H184V227H180ZM208 226H210V225H207L206 227H208ZM228 226V225H227ZM238 226H240V225H238ZM237 226V227H238ZM243 226V225H242ZM17 227V226H16ZM196 227V228H197ZM211 227V226H210ZM262 227H264L263 225L261 226V228ZM187 228V227H186ZM195 228V227H194ZM209 228V227H208ZM207 228V229H208ZM223 228V227H222ZM222 228H221V230H222ZM240 228V227H239ZM243 228V227H242ZM260 228V229H261ZM73 229H75V227H73ZM198 229V228H197ZM209 229H211V228H209ZM224 229V228H223ZM241 229V228H240ZM248 228H246L245 230H247ZM259 228H257V230H258ZM18 230V229H17ZM206 230V229H205ZM220 230V229H219ZM219 230H217L216 231V229H215V231H216V233L218 234V231ZM220 230V231H221ZM244 230V228L242 229V230H240V231H242V234H245L246 232L248 233V231H245ZM263 229H261L260 231H262ZM215 231H212V232H214V233H212L211 232V230L209 231L208 230V232H205V233H207L205 236H212V234H215ZM224 231V230H223ZM222 231V232H223ZM251 231V230H250ZM183 232H185V231H183ZM189 232V231H188ZM192 232H194V231H192ZM196 232H198L197 230L195 231V233ZM258 232L259 231H257V235H258ZM136 233V232H135ZM191 233V232H190ZM221 233V232H220ZM247 233L245 234V235H247ZM260 233V232H259ZM196 234H198V233H196ZM237 234V233H236ZM236 234H235V236H236ZM242 234H241V236H242ZM79 235V234H78ZM77 235V236H78ZM92 235V234H91ZM218 235H220V234H218ZM196 236V235H195ZM235 236H234V234H233V238H234V240H235ZM244 236V235H243ZM242 236V237H243ZM71 237H72V235H71ZM191 237V236H190ZM189 236H188V238H190ZM193 237H194V235H193ZM197 237H198V235H197ZM209 237H207V238H209ZM212 237H214V236H212ZM217 237H219V236H217ZM231 237V238H232ZM237 237V236H236ZM245 237V236H244ZM15 238V237H14ZM73 238V237H72ZM238 238V237H237ZM247 238V237H246ZM16 239V238H15ZM14 239V240H15ZM10 240V239H9ZM94 240V239H93ZM105 240V239H104ZM104 240L103 239H101V240H99L100 242H98L99 243V247H98V249L100 248V247H104L105 245H104ZM159 240H163V239H161V237L159 238ZM11 241V240H10ZM187 241V240H186ZM197 239H191V242L190 241H187L188 242V244L190 243L191 245L190 246H193V248L196 250V252L194 253V254H199V256L200 257H203L202 256V254L200 253V250H199V248H198V245H197ZM92 242V241H91ZM156 242V241H155ZM159 242V241H158ZM183 242V241H182ZM185 242V241H184ZM186 242V243H187ZM233 242V241H232ZM257 242H259V241H257ZM1 243V242H0ZM9 243H13V241L12 242H9ZM9 243H6L5 245H7V244H9ZM18 243H19V241H18ZM94 243V242H93ZM97 243V244H98ZM180 243V242H179ZM261 243V242H260ZM2 244H4V243H2ZM10 244V245H11ZM15 244V243H14ZM14 244H12L13 246H14ZM177 244V243H176ZM233 244L235 245V243L233 242ZM233 244H231V247H232V245ZM4 245V246H5ZM16 245V244H15ZM17 245H19V244H17ZM80 245H82L80 248H79V246ZM89 245V244H88ZM129 245V244H128ZM131 245V244H130ZM129 245V246H130ZM175 245V244H174ZM259 245V244H258ZM0 246H1V244H0ZM13 246H11V248H10V250L11 249H13L12 247ZM128 246V247H129ZM8 247V246H7ZM131 247V246H130ZM182 247V246H181ZM234 247V246H233ZM262 247H264L263 246V244H261L260 246H258V248L261 250V248ZM5 248H6V246H5ZM15 248V251H16V249H17V247H14ZM19 248V247H18ZM53 248V247H52ZM235 248V247H234ZM252 248V247H251ZM257 248V249H258ZM0 249H2V246H1V248ZM7 249V248H6ZM19 249V250H20ZM55 249V248H54ZM108 249V248H107ZM176 249V248H175ZM175 249H173V250H175ZM178 250H179V248H177ZM184 249V248H183ZM188 249H189V247H188ZM201 249V248H200ZM232 249V248H231ZM237 249V248H236ZM250 249V248H249ZM247 249V251H249V252H247L248 254V263L247 264H249V263H252V261H254V256L253 255H256L255 253H257L258 252V250H256L255 251V249ZM10 250H6V251H10ZM14 250V249H13ZM12 250V251H13ZM50 250H51V248H50ZM181 250V249H180ZM185 250V249H184ZM190 250H191V248H190ZM195 250H193V251H195ZM259 250V251H260ZM263 250V249H262ZM261 250V251H262ZM52 252H53V249L51 250ZM170 251V250H169ZM192 251V250H191ZM192 251V252H193ZM218 252H219V255L221 256L222 254H224V253H221L222 252V249L220 248V249H218L217 250ZM237 251H238V249H237ZM260 251V252H261ZM21 252V251H20ZM176 252V251H175ZM183 252V251H182ZM209 252V253H208ZM206 254L207 255H205V257H206V261H204L203 259V261L206 263V264H208V262L209 261H211V260H209L210 259V251H208ZM217 252V253H218ZM230 253L227 255V262L230 260V261H232V259L235 257V256H237L238 258H240V255L236 252V250L234 249V250H231V251H229ZM259 252V253H260ZM263 252H264V250H263ZM49 253H50V251H49ZM178 253V252H177ZM188 253V252H187ZM55 254V253H54ZM56 254H58V253H56ZM258 254V253H257ZM260 254H262V253H260ZM11 255V254H10ZM163 255V254H162ZM174 255V254H173ZM172 255V256H173ZM179 255V254H178ZM185 255V254H184ZM247 255H246V257L245 258H247ZM259 255V254H258ZM15 256V255H14ZM13 256V257H14ZM47 258H48V252H47V254L45 255ZM54 256V255H53ZM57 256H59V255H56V257ZM85 256V255H84ZM133 256V257H134ZM141 256V257H142ZM171 256V255H170ZM171 256V257H172ZM193 256V255H192ZM50 257H52V254L50 255ZM55 257V256H54ZM55 257V258H56ZM60 257V256H59ZM161 257V256H160ZM178 257V256H177ZM176 257V259L178 260V258ZM204 257V258H205ZM258 257V256H257ZM134 258H136V257H134ZM144 258V257H143ZM165 258V257H164ZM182 258V257H181ZM184 258V257H183ZM186 258V257H185ZM236 258V257H235ZM14 260H15V257L13 258ZM12 259V261H14ZM57 259V258H56ZM60 259V258H59ZM171 259H173V258H171ZM180 259V258H179ZM17 260V259H16ZM15 260V261H16ZM54 260V259H53ZM62 260H64V259H62ZM61 260V261H62ZM104 260V259H103ZM132 260H134V259H132ZM166 260V259H165ZM174 260V259H173ZM176 260V261H177ZM234 260V259H233ZM244 260H246V259H244ZM255 260H257V259H255ZM15 261L13 262V263H15ZM56 261V260H55ZM53 262V264H55V263H57L58 261H60V260H58L57 262ZM169 261V260H168ZM184 261V260H183ZM229 261V262H230ZM258 261H260V260H258ZM63 262V261H62ZM61 262V263H62ZM66 262V261H65ZM96 262H98V261H96ZM136 262V261H135ZM138 262V261H137ZM171 262H172V260H171ZM181 262V261H180ZM185 262H186V259H185ZM188 262V261H187ZM218 262V261H217ZM216 262V263H217ZM242 262V261H241ZM241 262H239V263H241ZM245 262V261H244ZM12 263V264H13ZM16 263H17V261H16ZM60 263V262H59ZM142 263V262H141ZM173 263V262H172ZM204 263V264H205ZM20 264H22V262L20 263ZM134 264H136V263H134ZM139 264V263H138ZM166 264H167V261H166ZM169 264V263H168ZM226 264H228V263H226ZM242 264H244V263H242Z\"/></svg>",
    "mask_w": 264,
    "mask_h": 264
}]
</instances>
